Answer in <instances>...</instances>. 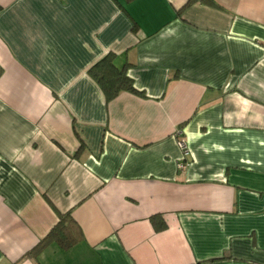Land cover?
<instances>
[{
	"label": "crops",
	"instance_id": "1",
	"mask_svg": "<svg viewBox=\"0 0 264 264\" xmlns=\"http://www.w3.org/2000/svg\"><path fill=\"white\" fill-rule=\"evenodd\" d=\"M213 1L0 0V264H264V0Z\"/></svg>",
	"mask_w": 264,
	"mask_h": 264
},
{
	"label": "trees",
	"instance_id": "2",
	"mask_svg": "<svg viewBox=\"0 0 264 264\" xmlns=\"http://www.w3.org/2000/svg\"><path fill=\"white\" fill-rule=\"evenodd\" d=\"M130 1V0H127ZM195 0H188L191 3ZM209 5H216L213 0H200ZM89 75L102 89L107 101L113 99L122 91L141 94L134 87L132 78L128 76L125 67H118L113 61V54L109 53L97 61L89 70ZM150 222L156 230H162L165 222L161 215L155 214L150 217ZM82 238V231L69 212L58 213V221L51 227L39 244L33 249L36 251L43 245L53 242L61 249L68 250Z\"/></svg>",
	"mask_w": 264,
	"mask_h": 264
},
{
	"label": "built area",
	"instance_id": "3",
	"mask_svg": "<svg viewBox=\"0 0 264 264\" xmlns=\"http://www.w3.org/2000/svg\"><path fill=\"white\" fill-rule=\"evenodd\" d=\"M182 135L183 134H182L181 130H177V132L175 133V137H176V140H177V145L180 148L181 153H182L181 159H180V161L178 163V166L181 169H183L186 166V164H187L186 157L189 155V148H188L187 142L183 138Z\"/></svg>",
	"mask_w": 264,
	"mask_h": 264
}]
</instances>
